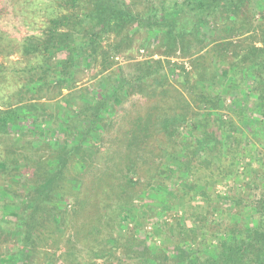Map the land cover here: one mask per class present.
Segmentation results:
<instances>
[{
    "label": "rangeland",
    "instance_id": "obj_1",
    "mask_svg": "<svg viewBox=\"0 0 264 264\" xmlns=\"http://www.w3.org/2000/svg\"><path fill=\"white\" fill-rule=\"evenodd\" d=\"M60 1L0 0V108L16 103L12 96L24 81L19 69L38 63L22 55V41L43 37L49 19L69 13ZM126 1L134 12L145 10L142 0ZM244 14L235 25L218 18L200 48L135 33L108 70L98 62L79 72L70 90L38 101L54 118L47 138L0 135V160L9 155L19 163L9 173L0 169V189L25 201L60 149L59 124L73 122L76 91L105 95V86L132 73L133 63L176 67L167 71L165 87L132 92L107 120L97 146L71 155L65 178L48 194L54 219L41 228L30 264H181L176 250L206 249L218 233L248 224L252 202L264 192V113L244 89L240 62L247 47L261 46L262 21ZM200 92L218 95L215 110L200 102ZM176 114L187 122H175ZM11 231L0 227L2 253L18 248Z\"/></svg>",
    "mask_w": 264,
    "mask_h": 264
},
{
    "label": "trees",
    "instance_id": "obj_2",
    "mask_svg": "<svg viewBox=\"0 0 264 264\" xmlns=\"http://www.w3.org/2000/svg\"><path fill=\"white\" fill-rule=\"evenodd\" d=\"M259 1L142 0L145 5L142 13L132 11L126 0L60 1V6L70 10L69 13L49 19L43 37L30 36L21 43L22 55L34 58L38 63L19 69L18 74H24V81L12 96L16 103L0 108V135L18 133L28 138H40V141H43L41 137L47 138L54 118L47 115L38 101L48 95H58L62 89L70 90L76 82V75L94 68L98 62L101 71L108 70L114 59L130 46L135 33L145 32L150 37L163 38L172 47L184 43L202 47L206 33L209 31L210 35L218 18H225L235 25L247 12L252 19L258 15L262 21L257 25L262 43L260 47H247L241 55L243 86L264 113V7L257 6ZM245 20L247 17H244V24L250 26V21ZM129 67L133 72L105 86V95L76 91V98L80 100L78 111L72 117V123L64 120L59 124L60 149L56 157L47 162V173L37 181L35 192L29 199L21 200L16 194L12 199V194H7L12 191L0 189V227L12 228L11 236L19 241L14 253L0 252V264L31 263L36 243L43 234L41 228L54 219L55 208L48 194L56 192L58 183L65 178L71 155L89 149V145L97 146L107 120L132 92H142L141 88L148 84L165 87L169 81L167 71L176 69L170 62L161 60L133 63ZM25 95L29 99L23 101L21 96ZM199 95L201 103L209 105V110H215L218 95L204 92ZM173 120L178 124L187 122L181 114H176ZM51 134L52 131L48 136ZM0 161V169L8 173L16 170L19 164L17 158L9 155ZM186 164L183 161L182 165ZM251 206L253 213L248 224L218 233L216 242L206 249L195 247L183 252L178 249L175 259H183L181 264H264V192ZM3 231L9 235L7 229ZM46 235L51 236L49 231ZM154 254L156 258L161 256V253Z\"/></svg>",
    "mask_w": 264,
    "mask_h": 264
}]
</instances>
